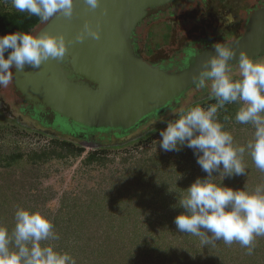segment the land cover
I'll return each instance as SVG.
<instances>
[{"label": "rangeland", "instance_id": "1", "mask_svg": "<svg viewBox=\"0 0 264 264\" xmlns=\"http://www.w3.org/2000/svg\"><path fill=\"white\" fill-rule=\"evenodd\" d=\"M262 6L264 0L179 2L163 18L141 23L140 47L151 59H167L192 40L232 41ZM13 13L22 12L11 0H0V16ZM229 13L234 23L223 27L222 17ZM45 23L30 32L35 35ZM20 102L12 82L0 87V224L9 231L16 207L21 206L40 211L54 224L60 239L41 242L42 246L52 244L57 251L69 252L77 264H264V236L255 238L249 255L238 242L227 245L221 240L205 246L200 237L177 229L175 217L184 211L178 201L197 178L207 176L192 149L160 148L159 132L177 118L172 114L177 108L120 140L96 147H83L67 133L73 139L65 141L72 148L23 116ZM197 103L207 108L216 101L206 90L194 89L179 107ZM238 107L226 105L217 118L234 144L245 146L254 128L235 121ZM80 147L82 152L75 149ZM243 164L245 173L226 177L223 185L234 190L246 185L254 191L264 184V172L247 152ZM213 176L216 183L222 182L218 172Z\"/></svg>", "mask_w": 264, "mask_h": 264}, {"label": "clouds", "instance_id": "2", "mask_svg": "<svg viewBox=\"0 0 264 264\" xmlns=\"http://www.w3.org/2000/svg\"><path fill=\"white\" fill-rule=\"evenodd\" d=\"M84 3L95 10L100 0ZM11 4L40 22L61 15L71 19L74 13V0H11ZM221 23L227 27L234 23V18L229 13L222 17ZM98 29L99 25L93 29L85 21L75 40L67 44L83 42L88 37L99 40ZM67 44L63 35L48 32L33 35L17 31L0 36V87L11 82L13 86V70L23 71L26 66L36 69L50 58L63 62ZM212 47L216 54L204 62L192 79L195 90H206L216 103L207 108L199 103L177 108L172 113L177 118L168 121L159 132L162 137L159 145L164 151H179L184 146L192 149L197 164L207 173L206 178H197L178 201L184 211L175 217L177 229L200 237L205 246H215L221 240L227 245L238 242L251 255L255 238L264 236V184L257 185L254 191H248L246 185L243 190H234L224 186L223 180L245 173L246 152L256 168L264 172V58H250L241 50L238 62L233 64L230 61L236 57L235 49L219 42ZM228 104L239 105L235 114L237 123L251 124L254 128L252 139L245 146H236L231 133L224 130L217 118L218 111ZM52 133L62 142L73 139ZM213 172L222 175L221 183L213 180ZM14 221L11 231L0 224V264H77L69 252L57 251L52 244L42 246L41 242L59 240L60 236L51 220L40 211L17 206Z\"/></svg>", "mask_w": 264, "mask_h": 264}, {"label": "water", "instance_id": "3", "mask_svg": "<svg viewBox=\"0 0 264 264\" xmlns=\"http://www.w3.org/2000/svg\"><path fill=\"white\" fill-rule=\"evenodd\" d=\"M173 1L176 0H100L99 7L90 10L84 0H74L71 19L55 17L35 35H63L67 44L89 21L93 29L99 25L100 39L88 37L83 42L67 44L63 62L50 58L36 69L26 66L23 71L13 70L16 92L36 111L49 109L55 124L71 122L76 131L84 134L113 131L128 135L141 121L162 114L165 107L194 90L192 77L216 54L213 47L202 51L174 73L153 68L139 57L133 47L137 27L148 10ZM223 44L236 50V57L230 61L233 64L238 62L241 50L250 58L264 55V6L250 14L239 38ZM68 132L75 135V131Z\"/></svg>", "mask_w": 264, "mask_h": 264}, {"label": "flooded vegetation", "instance_id": "4", "mask_svg": "<svg viewBox=\"0 0 264 264\" xmlns=\"http://www.w3.org/2000/svg\"><path fill=\"white\" fill-rule=\"evenodd\" d=\"M178 1H180V0L173 1L170 4H167L165 6H162V7L156 8V9L148 10L147 15L145 16V18L143 19L142 22H144L146 19H148L149 21H153V20H156L158 18H163L165 12H167V11L171 12L172 8L176 4H178ZM184 1H186V0H184ZM141 23L139 24L137 29L140 27ZM239 37L240 36H238L237 38H239ZM138 38H139V36H137V35H135L133 37V47L137 51V54L139 55V57L145 63L150 65L151 67L158 68V69L164 71L165 73H174V72L181 70L183 68L184 62H186L191 57H194V56L200 54L202 51H206V50L212 48V46L215 44V42H213L212 40H208L205 38L204 39H198V40H192L190 43H187L184 46H182L181 48H178L177 51L173 52V55L167 59H154V58L151 59L148 57V55H145V52H143V48L140 47L141 46L140 40ZM221 43H224V42H221ZM262 56H264V55H262ZM262 56H260L258 58H261ZM181 63H182V66H181ZM77 81H81V80L79 79ZM185 98H182L178 103L173 102L171 104V106L165 107L164 112L162 114H159L158 116H160V118L166 117L168 112L178 108L180 103ZM19 105H20L19 106L20 112H21V110H23V112H21L23 114V116H25L27 119H29L40 130L56 132L59 135H61L62 137H68L67 136L68 131H75L74 138L78 142H82V143L83 142H85V143L86 142L87 143L88 142L89 143L97 142V143L103 144V143H107V142H111V141H117V139L120 140L124 137V136L118 135L116 132H113V131L110 133L95 131V132H93V134L90 133V132H92V131H90V132H87V134H86L87 136L82 135L81 132L75 130L76 126H74L71 122L65 121V122H62L60 124H55L54 123L55 116L49 109H45L44 111H40V110L36 111L32 106L24 103L22 100H21ZM155 116L152 118L153 120L150 119L146 122L141 121L140 124L137 125V127L134 130H132L130 133L132 134L136 130H138L139 128L147 125L149 122L155 121V119L157 118V116L156 117ZM62 124H64L65 127L62 126ZM66 126L68 127V129ZM61 132L66 133V135L63 136V134ZM77 132H79V133H77ZM130 133H128V134H130Z\"/></svg>", "mask_w": 264, "mask_h": 264}, {"label": "trees", "instance_id": "5", "mask_svg": "<svg viewBox=\"0 0 264 264\" xmlns=\"http://www.w3.org/2000/svg\"><path fill=\"white\" fill-rule=\"evenodd\" d=\"M180 0L179 2H183ZM177 3V2H176ZM40 23L39 19L35 16L23 13L3 14L0 16V36L15 33L17 31L30 32ZM7 58V53L5 54ZM15 90V89H14ZM84 135V133H82ZM63 145L67 147H74L71 143L63 142ZM78 152H82V147L75 148Z\"/></svg>", "mask_w": 264, "mask_h": 264}]
</instances>
